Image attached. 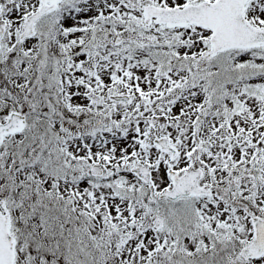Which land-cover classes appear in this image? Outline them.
Listing matches in <instances>:
<instances>
[{
  "label": "snow or ice",
  "instance_id": "obj_1",
  "mask_svg": "<svg viewBox=\"0 0 264 264\" xmlns=\"http://www.w3.org/2000/svg\"><path fill=\"white\" fill-rule=\"evenodd\" d=\"M0 264H264V0H0Z\"/></svg>",
  "mask_w": 264,
  "mask_h": 264
}]
</instances>
